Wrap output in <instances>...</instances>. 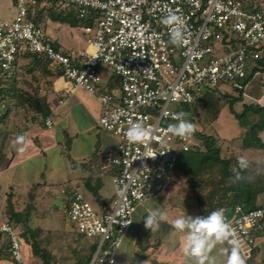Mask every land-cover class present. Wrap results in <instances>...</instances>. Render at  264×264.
Returning a JSON list of instances; mask_svg holds the SVG:
<instances>
[{
	"label": "built area",
	"instance_id": "obj_1",
	"mask_svg": "<svg viewBox=\"0 0 264 264\" xmlns=\"http://www.w3.org/2000/svg\"><path fill=\"white\" fill-rule=\"evenodd\" d=\"M35 4L16 0L12 19L0 20V72L13 77L17 56L36 53L61 70L62 93L82 87L97 97L98 127L117 142L108 162L113 202L98 211L83 192L63 186L54 197L77 233L96 237L87 264H122L117 254L136 206L172 181L180 151L200 144L190 129L196 118L171 105L192 102L195 92L222 81L244 95L248 77L263 73L252 69L264 58V0L248 8L241 0H58V9L93 22L82 26L86 47L71 55L29 18ZM100 72L118 78V92L106 88ZM44 125L52 127L49 117ZM0 228L10 241L6 264H24L15 230ZM207 229L225 231L249 258L264 232V204L236 206ZM179 264L194 263L184 257Z\"/></svg>",
	"mask_w": 264,
	"mask_h": 264
},
{
	"label": "rangeland",
	"instance_id": "obj_2",
	"mask_svg": "<svg viewBox=\"0 0 264 264\" xmlns=\"http://www.w3.org/2000/svg\"><path fill=\"white\" fill-rule=\"evenodd\" d=\"M7 0V3L3 6V15L1 19L3 20H11L13 17V6H11ZM243 7H253L254 3L258 2V0H241ZM40 5H42L44 8V11L48 6H50V3L45 0H41ZM9 11V15H7ZM47 11V10H46ZM6 13V14H5ZM45 20H48V17L46 16ZM51 22V21H50ZM53 22H51V26L46 27V32L48 31L50 36L52 38H55V41L59 44L60 47L58 49L62 50L65 53H68L69 55L74 54L80 50H83L86 47V39L87 36L82 30L83 24L78 21L77 26H70L67 23H59L58 31L55 34L52 33L53 30ZM42 29L44 28V24L42 22L41 24ZM44 30V29H43ZM56 44V43H53ZM239 45V42H236V46ZM54 46V45H53ZM27 61V60H24ZM23 61V62H24ZM21 73V72H19ZM101 78L107 82L108 78L110 76L107 75V73L100 72ZM0 76L8 78L6 75H2L0 72ZM21 78L14 77L13 80H9V84L14 82L15 87L18 89H22V92H26V90H30L31 86L32 88L35 87L33 79L29 78V75H23ZM30 81V82H28ZM9 84L7 86H9ZM2 86V83H1ZM222 91H226L232 96L238 95L239 91L236 89H233L226 81H222L220 86L218 87ZM81 89V88H80ZM114 92H118L114 91ZM88 94V93H87ZM2 95H0V103ZM89 97H93L91 94H88V102L92 99ZM250 101H257L264 103V73H259L252 78H250L246 82V88L244 90V95L240 100L234 103V108L236 111L241 110V104L243 102H250ZM94 103V101H93ZM219 105L221 106L219 114L217 118L213 120H209V115L207 110L200 104L194 106V111L196 115L198 116V121L196 123L197 129L202 131L203 133L212 134L216 137H218V142L222 145L223 151L225 153L229 154H235L238 156H241L243 158L249 159L250 161L256 162L259 165H261V173L264 175V151L261 150H242L240 147L241 144V136L244 133V129L240 127L237 124V121L234 119V117L228 113V98H221L219 99ZM98 104V103H97ZM183 103H175L171 105V108L174 110H178L181 112ZM2 109L7 111V118L5 122H8L11 120V117L14 114V108L12 104L8 101L4 102V104H1ZM20 109V108H19ZM18 111V110H17ZM19 113L22 112L18 111ZM191 118V117H190ZM98 119V117H97ZM195 126V125H194ZM96 127H98V124L96 123ZM99 128V127H98ZM94 129H96L94 127ZM112 135V134H111ZM69 138L71 135L67 133L64 135V138ZM263 140H264V133L262 134ZM112 138V137H111ZM197 138V137H196ZM116 139V138H115ZM98 141L100 138L97 139ZM78 144H81V141L77 142ZM95 151L92 152L91 158L92 160L99 162L102 166L100 168L102 173H105L103 176L104 184H106V188H101V190L98 192V196L101 199H104L105 202H111L112 199L115 197L114 191L112 187L109 185L112 174H113V168L108 167V162L111 157L116 155V144L113 141V143L110 145V148L106 149L105 151L100 152L97 150L98 142H95ZM195 143H200L199 138L196 139ZM67 153L65 152V155ZM56 157V156H55ZM56 157V161H57ZM69 161L67 158L59 157L58 161L55 162L56 164H62L64 167L65 164ZM38 166L41 170L44 169V161L42 158L38 160ZM70 162V161H69ZM55 164V165H56ZM70 168L67 167V173L71 174L72 165L70 164ZM71 169V170H70ZM73 178L71 179H81L82 183H84V176L87 174V170H83L80 168L74 169ZM78 175V176H76ZM0 219L3 218L4 221L5 217L3 214V208L5 205V198L8 191H10V188H13L15 192L21 194L20 195V204L22 208L23 203L26 202L24 195H27L26 188L17 187L14 183H3L0 181ZM34 184V183H33ZM53 184V183H52ZM32 185V184H30ZM29 185V187H31ZM58 184H53V190H48L43 188H37L36 189V211L33 212L32 216V226L33 227H39L40 228V234H39V240L41 242V245L45 247L46 249L51 251L53 255L54 262L53 264H73V247H78L81 244L86 246L87 244L95 245L96 237L89 238L86 236H82L81 234H78L74 230L73 223L68 219L66 212L60 207L57 206V200L54 197V193L56 192V186ZM168 185V184H167ZM80 191L85 194V196L88 198L91 205L96 208L98 211L100 210V207L98 205V200L95 196L91 195L90 192H87L82 185L79 187ZM29 190V189H28ZM26 193V194H25ZM167 195V196H165ZM260 197H264V192L260 193ZM261 199V198H260ZM148 200V201H147ZM109 204V203H108ZM135 213L134 223L132 226V229L138 228L139 222L138 219H136V216L141 217V215L144 214V210H148L152 214H156L155 218L147 217L145 218L143 216V225L141 227L139 238L135 245V254L139 251H142L141 248L144 247V245H147V241L151 240L152 238L156 240L162 238L163 236L173 235L171 239L173 242L178 241L177 239L182 235L183 238V244L185 246L187 243V239H192L193 235L196 236L197 230H205L206 224L202 220L203 217H199L197 214V203L193 195L192 189L189 188V186L186 184L184 177H175L173 181L167 186L163 192L156 194L152 196L149 199H146L142 201ZM153 210V211H152ZM155 211V213H154ZM222 212V211H220ZM219 213V212H218ZM216 213V214H218ZM156 216H166L164 220H166L165 225L161 218H158ZM190 218V219H189ZM193 218V220H192ZM2 219V220H3ZM136 219V220H135ZM192 220V222H191ZM141 223V222H140ZM167 223V224H166ZM154 224L156 225L154 227ZM141 226V225H140ZM139 226V229H140ZM145 226L147 229H149V226L152 227V230L148 234L145 233ZM165 226V227H164ZM182 226V227H180ZM159 227V228H158ZM167 228L168 231L165 229ZM16 231L19 232L20 229L16 228ZM161 231V232H160ZM162 236V237H161ZM176 236V237H175ZM160 237V238H159ZM259 237V236H258ZM80 239V240H79ZM225 244H224V251L221 253V251H216L215 257H212L214 261L210 264H264V244L258 242L259 251L256 254V257H251L250 261L247 258V261H245L244 257L240 252L238 251L236 245L234 244V241H232L229 237H225ZM161 241V240H160ZM5 236H2L0 238V245H5ZM124 243V241H123ZM122 243V245H123ZM257 245V243L254 245V247ZM185 246L182 247V245H170L166 242H160L159 246H146L145 252L148 253L150 251V258L148 262L155 263L160 258H164L167 260H172L173 258H177L180 255L183 254L185 250ZM28 245H26L23 241H21L20 245V252L21 255L25 256V264H31V257L28 256ZM154 249V250H153ZM88 250V249H87ZM196 250V249H195ZM89 252V251H87ZM189 252V251H188ZM187 252V253H188ZM194 253V252H193ZM191 254V253H190ZM190 257V256H189ZM34 258V257H33ZM33 262V261H32ZM6 261H1L0 264H6Z\"/></svg>",
	"mask_w": 264,
	"mask_h": 264
},
{
	"label": "trees",
	"instance_id": "obj_3",
	"mask_svg": "<svg viewBox=\"0 0 264 264\" xmlns=\"http://www.w3.org/2000/svg\"><path fill=\"white\" fill-rule=\"evenodd\" d=\"M50 3V6L44 8L40 5L41 0H36L33 12L29 11V18L36 23L43 22L45 17L55 22L67 23L70 26H77L78 21L84 25H91L93 22L87 18H77L72 11H63L58 9V0H45ZM16 2V0H15ZM58 49L56 44H53ZM24 56L32 57V69L48 72L49 76L54 78L61 74V70L53 67L52 71H47L49 61L42 55L36 53H23ZM42 62V63H41ZM42 64V66H40ZM261 67L254 66L253 71L258 70L264 73V58L259 62ZM40 71V73H42ZM4 75V74H2ZM5 76V75H4ZM10 79L14 77H8ZM250 79V76L246 82ZM118 78L115 76L107 80V84L113 82L114 87L119 88ZM109 89V88H108ZM1 101L10 100L12 106H22L28 104L36 112V114L44 119L50 112L45 95H30L27 92H22L21 89L15 87L12 82L7 88L1 86L0 82ZM242 92L232 96L226 91H222L218 87H206L195 92L192 102L183 103L181 113L185 117L198 116L194 111V106L201 103L207 110L209 120L217 118L221 106L219 99L228 98V113L231 114L237 121V124L244 129L241 136L240 147L242 150H261L264 151V103L257 101L243 102L241 110L236 111L234 103L242 98ZM199 120V119H198ZM197 120V121H198ZM196 121V123H197ZM191 134L200 140L198 146H194L188 151H180L178 153L177 162L174 169L175 177H184L186 184L193 191L194 198L197 203V214L203 217V221L207 226L216 223V213L222 211L224 214H232L236 206H240L243 210L256 208L264 204V197H260V193L264 192V175L261 173V165L249 159L243 158L235 154H227L223 151L222 145L218 142V137L203 133L197 129L195 121L190 120ZM64 153L68 157L72 168H80L88 170L90 166L89 160L75 161L69 156L68 150L70 147V139L67 138L63 142ZM2 153L0 151V168L2 166ZM44 175L43 171L41 176ZM84 189L90 192L91 195L97 198L98 204H102L103 200L98 196L99 184L93 181V173L84 176ZM73 179L68 178L56 186L65 187L67 189L77 190L78 185H71ZM40 183H34L27 190V195H24L26 202L21 207L20 195L10 188L5 198L3 214L6 221L2 223L9 224L15 230L19 239L20 245L23 241L28 245V256L31 257V264H53V255L48 248L41 245L39 240L40 228L32 226L33 212L36 211V189ZM26 194V193H25ZM261 198V199H260ZM68 201V199H66ZM108 204H106L107 206ZM226 214L224 217H226ZM3 219V218H2ZM4 220V219H3ZM0 223V225L2 224ZM16 228L20 231L17 232ZM76 232V231H75ZM77 233V232H76ZM79 234V233H78ZM5 236V245H0V262L12 260L10 251V241L6 233L0 228V238ZM83 236V235H82ZM80 240V239H79ZM95 245L81 244L76 248L73 247V264H87L92 256ZM256 245L252 249V255L256 251ZM88 249V250H87ZM89 251V252H87ZM34 257V258H33ZM33 261V262H32ZM24 256V264H25ZM129 264H133L132 262Z\"/></svg>",
	"mask_w": 264,
	"mask_h": 264
},
{
	"label": "crops",
	"instance_id": "obj_4",
	"mask_svg": "<svg viewBox=\"0 0 264 264\" xmlns=\"http://www.w3.org/2000/svg\"><path fill=\"white\" fill-rule=\"evenodd\" d=\"M8 2L11 6H13L15 0H9ZM6 3L7 0H0V14H3L2 9ZM7 15H9V11ZM2 16L3 15L0 16V20H3L1 19ZM50 21V19H48L47 21H43V31L45 35L49 37L52 43H56L57 47H60L59 44L55 41V38H52V36H50L48 32L49 30L46 32V27H48V24L50 27L51 22H53L54 24H52V33L55 32L56 34V31L59 30L57 25L59 26L60 22ZM38 24L41 26L42 22ZM32 61V57L24 56V54L18 55L16 58L17 68L13 77L23 79V77L21 76L29 75V78L33 79L32 81L34 82L35 87L32 88L31 86L30 90L28 88L26 92L30 95H45L50 108V112L46 117H49L51 119L52 127L47 128L44 125V119L46 117L44 119L40 118L28 104L22 106H14V114L11 117V120L5 122L7 118V111L6 115L4 116V112L6 109L1 108V104H4V102L0 103V151L2 153L3 162L0 168V181H2L3 183H14L18 188L23 186L24 188H26V190L30 188V184L40 183V186L38 188H43V190H53V184H60L62 182H65L68 178L75 177L73 176L75 175L74 169H70L71 174L67 173V167H71L69 161L65 164L64 167L62 166V164L55 163L58 161L59 157L64 158L65 156V158H67L68 160V157H66L62 145L63 142L67 139V137L64 138V135L69 133L71 135L70 147L68 150L70 158L75 161L89 160L90 166L88 167L87 174L93 173V181L99 184V191L101 190V188H106L107 186L106 184H104L103 180V175L105 173H102L100 170L102 166L99 162L92 160L90 156L92 152L95 151L96 141L98 142L97 150L102 152L110 148V145L113 143V141L116 143V139L110 133L96 127L97 117L99 115V103L97 97L91 94L95 98H89H91L94 103L93 101L92 103L91 101L88 102L87 97L90 93L85 91V89H83L82 87H78L73 93L68 95L62 93L61 89L67 85L65 80L60 78V75L58 77L52 78L49 76L48 72L43 73L42 70H40L42 72L40 73L38 69L34 70L30 68L33 65ZM40 66H42V64H40ZM51 69H53L52 65L48 64L47 71H52ZM9 80L11 81L13 80V78L7 79L0 76V82L5 88L8 87L7 85L9 84ZM105 86L107 89L109 88L108 90L113 92L117 91L118 89L114 87L113 82L109 84L106 83ZM60 100L62 102H59ZM7 101L12 104L10 100ZM17 110H22V112L19 113ZM94 127L96 129H94ZM98 138H100L99 141L97 140ZM79 141H81V144L77 143ZM55 156L58 158L57 161ZM40 158H42L44 161L43 170H41L38 166V160ZM42 171L44 175L41 176ZM70 184L72 186L78 185V190H80V185L83 186L81 179H73ZM169 184L166 185L165 188L169 186ZM109 185L113 189L112 179ZM163 190L161 192H163ZM113 199L111 202H105L104 199H102L103 203L98 204L100 210H105L106 208H108L112 204ZM106 204L108 205L106 206ZM140 205L142 204L139 203L136 206L135 212L133 213L130 229L124 239L123 245L121 246L117 254V258L122 264H129L131 262L133 264H179L184 257L191 260L194 264H210L212 263V261H214L212 257L216 256V251H221V253H223L225 244L224 238L226 236L225 231L219 229L208 230L207 226L205 230H197L196 236H194V234L192 236V239H187V246L183 244V239H181L183 238L182 235L180 236L181 238L179 237L177 239L178 241L173 242L172 240L175 238H172L173 235L170 234L168 236H161L162 238L159 237L160 239L156 241L154 238H152L151 240L147 241V245H144V247L141 248L142 251H139L135 254V245L139 238L141 227L144 224L143 216L145 218H153L154 216L155 218L156 215L150 213L148 210H144L145 212L143 215H141V217L136 216V219H138L139 222L138 228L132 229L135 218L134 216L137 208ZM225 214L223 212H219L218 214H216L215 221L229 218L232 215L228 213L226 214V217H224ZM156 217L161 218L162 220L160 221H162L165 225L166 220H164V218L166 216ZM3 221L4 220H2L1 218L0 223H2ZM155 226L156 225L154 224V227ZM146 229L147 227L145 226V230ZM150 230H152L151 226H149V229H147L145 233L148 234ZM165 230L168 231L167 228ZM160 242H166L170 245H182V247L185 246L186 248L182 255L177 258H173L172 260L159 258L155 263L148 262L150 258V252L152 251L146 253V246H159ZM258 242L260 244H264V232L259 235L256 242L257 246ZM258 251L259 246L258 248H256L254 254H251L248 260L250 261L251 257L255 258ZM243 257L244 259L246 258L244 255ZM245 261H247V258L245 259Z\"/></svg>",
	"mask_w": 264,
	"mask_h": 264
},
{
	"label": "bare ground",
	"instance_id": "obj_5",
	"mask_svg": "<svg viewBox=\"0 0 264 264\" xmlns=\"http://www.w3.org/2000/svg\"><path fill=\"white\" fill-rule=\"evenodd\" d=\"M58 87V86H57Z\"/></svg>",
	"mask_w": 264,
	"mask_h": 264
}]
</instances>
